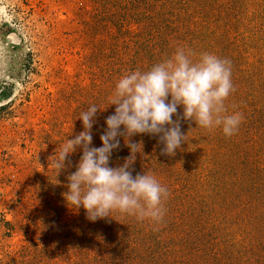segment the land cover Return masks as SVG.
Here are the masks:
<instances>
[{
  "label": "rangeland",
  "instance_id": "obj_1",
  "mask_svg": "<svg viewBox=\"0 0 264 264\" xmlns=\"http://www.w3.org/2000/svg\"><path fill=\"white\" fill-rule=\"evenodd\" d=\"M177 47L231 61L226 105L243 122L230 138L191 123L174 157L160 155L158 138L133 137L143 141L134 172L170 191L163 225L90 222L61 195L75 168L56 177L47 158L83 130L81 111L108 107L122 75ZM113 112L98 114L93 146ZM129 154L121 140L110 166ZM238 174L234 193L226 182ZM177 223L195 237L174 238ZM0 264H264V0H0Z\"/></svg>",
  "mask_w": 264,
  "mask_h": 264
},
{
  "label": "clouds",
  "instance_id": "obj_2",
  "mask_svg": "<svg viewBox=\"0 0 264 264\" xmlns=\"http://www.w3.org/2000/svg\"><path fill=\"white\" fill-rule=\"evenodd\" d=\"M194 55L190 49L177 47L170 58L149 70L122 75L107 97L106 109L91 104L80 112L77 120L82 121L83 130L72 133L47 158L48 169L56 177L75 168L63 185L67 190L61 193L70 210L83 208L86 219L93 223L119 214L147 221L153 231L160 230L170 191L150 170L133 175L137 155L143 150V141L135 143L133 137L158 138L160 155L174 157L193 130L220 128L230 138L244 119L242 112H229L226 105L235 91L231 61L209 52L198 59ZM113 106L114 112L104 121L101 146L95 147L92 130L97 116ZM182 122L189 123L187 134ZM193 122L195 129L191 128ZM121 140L130 154L112 167V155L120 150ZM78 151L80 158L74 164L71 157Z\"/></svg>",
  "mask_w": 264,
  "mask_h": 264
},
{
  "label": "trees",
  "instance_id": "obj_3",
  "mask_svg": "<svg viewBox=\"0 0 264 264\" xmlns=\"http://www.w3.org/2000/svg\"><path fill=\"white\" fill-rule=\"evenodd\" d=\"M114 6H115V3L113 4ZM113 6V7H114ZM115 7H117V6H115ZM135 164H139V162L137 161V162H135ZM140 165V164H139ZM139 169V168H138ZM140 172H143V171H139V170H136L135 172H133V175H135L136 173H140ZM221 174V173H220ZM220 174H218V176H217V178H216V181H217V183L218 184H220V183H222V181H224V179H225V176H223V175H220ZM220 176V177H219ZM239 178H237V177H234L235 179H236V181H234L233 179L231 180V179H229L226 183H230V188L232 189V191L234 192V193H236V192H238L239 191V186H240V183H239V179H242L243 178V176L242 175H237ZM227 186H229V184H227ZM202 202H205V201H202ZM202 207V209L203 210H205L204 208H203V206H201ZM202 210V211H203ZM201 215H203V214H201ZM212 216V215H211ZM203 219H204V221H203V223H205V221H206V219H207V217L206 216H204L203 217ZM127 222H125V221H123L122 223H121V226H123L122 228H124V229H126L125 228V224H126ZM188 226V225H187ZM171 231L173 230V232H172V234H173V236H174V238L175 237H181L182 236V238L185 236V235H191V236H194L195 237V229L192 227V226H188V227H186L185 229H183L182 228V225L180 224V223H177L176 225H173V229H170ZM171 234V235H172ZM91 235H95V233L94 234H91ZM176 241H177V243L180 245V243H179V241H178V238H176ZM182 243H186L185 241H183ZM248 252H250L249 254H251V250L250 251H248ZM253 256V255H252Z\"/></svg>",
  "mask_w": 264,
  "mask_h": 264
}]
</instances>
